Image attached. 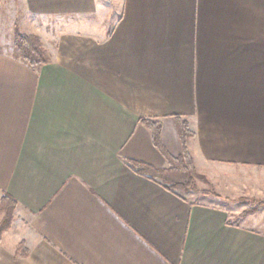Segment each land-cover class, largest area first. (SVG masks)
I'll list each match as a JSON object with an SVG mask.
<instances>
[{
    "label": "crops",
    "instance_id": "1",
    "mask_svg": "<svg viewBox=\"0 0 264 264\" xmlns=\"http://www.w3.org/2000/svg\"><path fill=\"white\" fill-rule=\"evenodd\" d=\"M23 4L51 60L34 70L0 41V194L19 204L0 264H264L255 215L130 166H167L145 119L180 155V117L204 185L264 171V0H119L111 30L112 2Z\"/></svg>",
    "mask_w": 264,
    "mask_h": 264
},
{
    "label": "trees",
    "instance_id": "2",
    "mask_svg": "<svg viewBox=\"0 0 264 264\" xmlns=\"http://www.w3.org/2000/svg\"><path fill=\"white\" fill-rule=\"evenodd\" d=\"M13 45L16 59L34 70L47 65L51 60L41 39L36 35H24L16 30ZM140 123L151 133L153 145L163 156L167 166L163 169H154L145 164L131 163L130 166L133 169L140 174L149 175L176 195H188L198 191L200 183L207 184L206 177L198 172L194 159L187 148L188 141L194 137L188 121L180 117L175 118L177 134L182 144V153L178 156H172L167 151L162 139L163 125L160 120L145 119ZM207 194L208 192H202V195ZM18 208L19 204L14 198L8 194H0V244L4 234L12 228ZM256 212L255 210L244 212L241 220H245Z\"/></svg>",
    "mask_w": 264,
    "mask_h": 264
},
{
    "label": "rangeland",
    "instance_id": "3",
    "mask_svg": "<svg viewBox=\"0 0 264 264\" xmlns=\"http://www.w3.org/2000/svg\"><path fill=\"white\" fill-rule=\"evenodd\" d=\"M112 2V12L107 18L106 28L111 30L119 15V0H105V3ZM30 0H25L29 4ZM116 2V3H115ZM33 22L29 14L25 11L23 0H0V41L9 42L10 35L19 30L24 35H34L29 32L33 29ZM14 23L17 27L13 28ZM24 26H23V25ZM12 31L13 34H12ZM5 42V43H7ZM211 184H201L200 188L208 190L210 193L219 196L218 199L211 200L213 205L229 206L231 210L232 222L240 223L241 216L246 211H257L255 214L258 224L251 222L250 228L264 231V171L239 168L225 171H216L210 174ZM200 191V190H199ZM190 193L191 199L199 198L198 193ZM247 225V223H243Z\"/></svg>",
    "mask_w": 264,
    "mask_h": 264
}]
</instances>
